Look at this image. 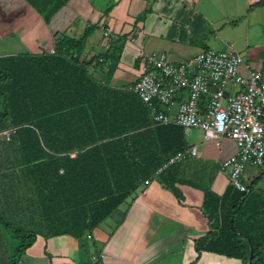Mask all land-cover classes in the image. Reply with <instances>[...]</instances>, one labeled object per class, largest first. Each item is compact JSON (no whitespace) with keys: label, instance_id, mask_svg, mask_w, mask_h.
Here are the masks:
<instances>
[{"label":"trees","instance_id":"16d2710c","mask_svg":"<svg viewBox=\"0 0 264 264\" xmlns=\"http://www.w3.org/2000/svg\"><path fill=\"white\" fill-rule=\"evenodd\" d=\"M25 1L49 25L70 0ZM261 6L264 0L250 8ZM95 29L89 26L78 39L56 36L53 53L0 57V133L11 131L0 147L7 156L0 178L10 194L20 191L16 204L40 217L45 239L82 240L153 179L170 157L187 150L181 127L154 126L148 107L134 92L111 86L119 57L110 52L118 37L109 51L88 63L81 60ZM94 60L97 65L109 62L101 80L88 69ZM169 168L156 177L163 179ZM168 188L181 196L173 183ZM204 206L216 225L195 240L198 255L209 252L243 264H264V200L256 201L250 186L240 192L230 184L222 197L205 192ZM0 223L12 228L1 212ZM13 232L20 244L9 264H20L40 233ZM90 264H102L101 257Z\"/></svg>","mask_w":264,"mask_h":264},{"label":"crops","instance_id":"0c3cea01","mask_svg":"<svg viewBox=\"0 0 264 264\" xmlns=\"http://www.w3.org/2000/svg\"><path fill=\"white\" fill-rule=\"evenodd\" d=\"M184 1L169 0L160 5L159 0H70L47 25L25 0H0V57L52 53L56 36L65 34L78 39L89 26H94L96 29L87 38L81 56L88 63L105 53L100 28L104 25L119 38L110 52L119 57L111 86L129 89L140 76L136 58L141 53H165L172 62H180L211 49L199 43V28L207 19L194 10L191 15ZM258 1L243 0L241 6L234 5L230 20L224 24L236 27L235 30L245 29L242 45L236 43L238 48L230 42L223 43L242 56L244 75L247 67L259 69L264 63V6L250 8ZM146 10L145 17L137 20ZM108 64L97 65L94 60L88 69L101 80ZM236 91L235 86L228 89L229 93ZM177 105L172 114L176 113ZM192 132L193 129L187 131L185 138L187 149L197 147L195 157L171 166L164 172V180L154 176L82 240L70 236L45 239L38 235L20 264H90L97 255L102 264H191L197 258L196 264H243L239 259L215 253L198 255L195 250V240L213 232L216 225L204 213L205 192L223 196L230 182L220 173V164L236 152V146L227 138L204 136L200 144L189 143L188 135ZM70 156L74 158L76 153ZM247 171L256 201L264 200L261 189L264 167ZM169 183H173L180 197L168 188ZM109 220L110 225L106 226ZM79 249H83V255L91 249L90 259L87 256L78 262ZM64 251L66 256H62Z\"/></svg>","mask_w":264,"mask_h":264},{"label":"built area","instance_id":"2783aa9c","mask_svg":"<svg viewBox=\"0 0 264 264\" xmlns=\"http://www.w3.org/2000/svg\"><path fill=\"white\" fill-rule=\"evenodd\" d=\"M100 28L107 52L117 35L104 25ZM136 59L140 76L129 89L148 107L153 125L178 126L184 133L198 129L206 139L232 141L236 152L220 164V173L235 189L247 191L242 182L245 170L264 167V63L259 69L247 67L244 75L243 58L232 50L205 49L180 62L156 52L141 53ZM232 86L237 91L229 93ZM176 104L177 111L172 114ZM2 134L8 140L11 131ZM197 151L191 147L173 155L155 176L195 157Z\"/></svg>","mask_w":264,"mask_h":264},{"label":"rangeland","instance_id":"374dc122","mask_svg":"<svg viewBox=\"0 0 264 264\" xmlns=\"http://www.w3.org/2000/svg\"><path fill=\"white\" fill-rule=\"evenodd\" d=\"M167 2H169V0H159L160 5H163ZM242 2L243 0H186V2L184 1L182 3H186L187 7L191 11V15L194 10L196 12L195 14H198L199 17L204 16V18L207 19L206 21L203 20L204 26L199 28V31H201V35H199V43L202 42L214 50H229L230 48L224 47V42H230L236 46L235 48H238L240 45H242V41L244 40L243 38L245 35V29L239 28L235 30L236 27L234 28L230 24L224 26L226 22L225 20H230L229 18H231L229 17L232 12L230 9H232L234 5L241 6ZM221 32L222 34H220ZM95 34H98V32H95ZM236 43L239 44V46H237ZM3 108V99L0 96V112L3 111ZM203 136V131L193 129V132L189 133L188 135V142H195V144H200L204 141ZM2 146H5V137L0 135V147ZM0 152V164L2 165L3 161L7 160V156L5 159V155L3 154L2 150ZM12 156H14L13 153ZM249 168L251 167H248L247 169ZM247 169L243 173L242 182L244 184H247V186H250L251 184L247 179ZM9 172L11 173L12 170ZM3 179L4 178H0V212L2 216H5L8 222H10L12 228H10L9 230L0 223V264H9V258L12 254V251L18 244H20V239L14 238V229H22L27 232L38 231L40 235H42L43 233L42 227L39 223L40 217H38L36 214L31 215V213H26L23 210L22 206L16 204L18 199L20 198L16 193L20 191L14 189L16 192L14 191L13 195L10 194L11 192L8 191L10 187H5V185H3ZM261 189H264V182ZM12 196H14V200H10ZM124 207L125 205L121 207V210H123ZM2 212H4V214ZM105 225H110V220L106 222ZM103 227L105 230H108V228H106L105 226ZM82 252H84L83 249L78 250V262L81 261V259L87 258V256L90 259V255L92 253L91 249L86 251L87 255H83ZM65 254H67L66 251H64L62 256H66Z\"/></svg>","mask_w":264,"mask_h":264},{"label":"water","instance_id":"95a60500","mask_svg":"<svg viewBox=\"0 0 264 264\" xmlns=\"http://www.w3.org/2000/svg\"><path fill=\"white\" fill-rule=\"evenodd\" d=\"M252 259V253H251V256H250V260ZM248 264H250V261H249V263Z\"/></svg>","mask_w":264,"mask_h":264}]
</instances>
